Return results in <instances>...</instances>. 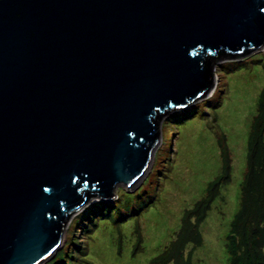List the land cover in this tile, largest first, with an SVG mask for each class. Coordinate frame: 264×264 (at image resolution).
<instances>
[{
    "label": "water",
    "instance_id": "obj_1",
    "mask_svg": "<svg viewBox=\"0 0 264 264\" xmlns=\"http://www.w3.org/2000/svg\"><path fill=\"white\" fill-rule=\"evenodd\" d=\"M264 48V0H0V264H44L73 213L136 189L159 121Z\"/></svg>",
    "mask_w": 264,
    "mask_h": 264
},
{
    "label": "rangeland",
    "instance_id": "obj_2",
    "mask_svg": "<svg viewBox=\"0 0 264 264\" xmlns=\"http://www.w3.org/2000/svg\"><path fill=\"white\" fill-rule=\"evenodd\" d=\"M243 59L221 60L212 91L159 120L161 143L141 184L132 191L119 186L114 199L95 198L79 208L62 247L44 264H230L226 240L241 208L237 264H251L247 255L255 249L247 239L256 237V228L264 232V205L257 220L264 163L246 160V142L264 87V48ZM262 137L250 149L264 153ZM180 233L186 236L170 248ZM164 251L167 256L154 262Z\"/></svg>",
    "mask_w": 264,
    "mask_h": 264
},
{
    "label": "trees",
    "instance_id": "obj_3",
    "mask_svg": "<svg viewBox=\"0 0 264 264\" xmlns=\"http://www.w3.org/2000/svg\"><path fill=\"white\" fill-rule=\"evenodd\" d=\"M245 58V57H243ZM241 57V55H235L232 60L228 59L230 61H237V62H241V61H245V59H243ZM258 102H257V106H256V114H255V119L253 121V125L252 127L256 124V126L258 127L256 129V131H253L250 129V131L248 132V136H247V142L246 144L249 145V149L246 150V160L250 161V162H254V161H262L264 163V153H261L259 151H256V147H259V143H261L262 139H263V134H264V130H262V133L260 135V131L259 128L264 129V122H261V118L262 115L264 113V87L262 88V90L260 91ZM168 114V113H166ZM164 115L161 116V118ZM161 118H157V120L159 121ZM261 125V127H260ZM250 147H254L255 149H250ZM222 157H223V165H222V170L224 168V173L228 174V167H226V164L229 162V160L225 159V153L222 152ZM224 166V167H223ZM223 173V172H222ZM216 182L214 183H209L207 188H206V193H210L212 191V189L216 186ZM264 190L259 191L258 194V215H257V220L261 219L262 217V211H263V205H264V201H262V199H264ZM261 195V197H259ZM255 196V195H254ZM244 211L243 208H241L238 213L236 214L235 218L233 221H231V228L229 230V233L227 235V240H226V250L228 253V257H229V261L230 264H237L238 262L241 261L242 256L241 255H237L236 254V250H238V244L236 242V234H237V225L238 222L237 220L239 219V217H241L243 215ZM186 214L183 216L182 218V222L183 220L186 219ZM111 218L115 221V217L112 215ZM97 224V223H96ZM197 226H195L196 228ZM252 232V231H250ZM89 232H85V234H88ZM183 233V232H182ZM182 233H180L179 235H177V238L175 239L174 242L171 243L170 248L173 245H176V243L179 241L180 236L182 237V239H184V237L186 236V234L182 235ZM255 236H253L251 234V236L247 239V244L249 248H253L255 249V251L253 252V254H249L247 256H251L250 257V263L251 264H264V232H259V230L256 228V232H255ZM166 255V251L159 253V255L155 258L154 262L156 261H160L161 259L165 258Z\"/></svg>",
    "mask_w": 264,
    "mask_h": 264
}]
</instances>
